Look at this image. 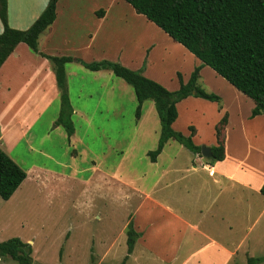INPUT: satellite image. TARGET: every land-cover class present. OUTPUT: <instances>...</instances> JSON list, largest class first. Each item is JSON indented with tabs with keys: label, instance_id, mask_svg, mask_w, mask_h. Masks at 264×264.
Segmentation results:
<instances>
[{
	"label": "rangeland",
	"instance_id": "1",
	"mask_svg": "<svg viewBox=\"0 0 264 264\" xmlns=\"http://www.w3.org/2000/svg\"><path fill=\"white\" fill-rule=\"evenodd\" d=\"M73 3L79 5L76 25L67 23L66 18L70 12L67 3L62 4L60 14L58 31H65L67 35L65 44L58 49H49L50 53L41 51L42 53L81 57L87 62L105 59L118 61L137 70L144 67V73L148 77L169 89L173 88L172 90L179 88L178 72L188 78L195 67L202 64L195 55L175 42L157 25L138 14L124 0H73ZM101 9L107 12L104 18L94 12ZM31 22L30 13L18 21L12 16L11 26L29 28L33 23ZM151 44L154 45L153 48ZM44 47L48 48L45 36L42 38V48ZM42 57L52 63L49 58ZM67 70L68 82L71 85L72 108L87 110L90 116L89 119H85L76 112L72 114V120L78 129L79 141L71 144L66 139L68 134L66 128L58 122L61 99L54 100L44 113L45 121L52 119L57 113V120L49 126L50 137L44 144L67 165V167L62 164L54 165V169L71 176L80 171L81 176L88 178L99 164L102 170L109 167L110 172L118 178L125 176L136 178L138 174H146L150 179L155 178L161 167H157L145 153L148 148H152L153 142H145L142 134H133L135 130H149L154 135L158 132L160 136L161 124L154 102L152 100L145 102L142 110L145 119L142 124H138L136 113L138 100L133 87L127 82L108 70L101 72L87 70L77 61L69 63ZM119 83L128 91L123 102L114 106L106 105L102 96L104 85L115 84V92L119 93L122 91ZM200 85L209 92L223 94L227 101H236L235 96L239 95L210 66L204 67ZM84 87L91 88L96 93L93 100L83 101L77 97L81 93L80 88ZM87 93H90V90H87ZM241 103L245 109L249 105L245 98ZM180 108L181 118L177 124V128L180 129L176 130L186 135L189 127L185 128L184 125L186 123L188 126L195 125L199 132L196 143L204 146L205 142L212 138L215 126L212 120L216 119L219 122L223 116L221 114L218 117L217 104L216 108L208 112L206 118L196 120L197 123L190 121L193 119L190 118L191 113L187 111L185 105H181ZM117 109L120 113L115 112ZM255 126L259 129L260 123H256ZM249 130L252 131L250 127ZM128 133L131 136L129 138ZM237 136V132L233 136L230 133L231 141L237 143L241 141L245 144L244 138L239 137L238 140ZM258 144L264 146V139ZM66 147L68 153L64 154ZM18 151L28 156L26 140L19 143ZM169 151L180 155L185 161V166L195 162V154L178 142L173 143ZM117 162H121L118 171L115 167ZM166 163V158L160 161L161 166ZM47 164L52 166L53 163L49 161ZM23 166L25 168L27 163ZM79 187L80 185L69 182L65 187L55 185V188L47 190L46 187H36L29 183L23 186L21 194L12 203L0 197V241L19 237L29 242L33 248V264H92L96 261L100 264L121 263L128 250L125 228L132 212L129 202L123 199L125 191L116 183L113 197L111 186L107 187L95 180L93 187L86 186L88 190L82 193L84 196L82 197L78 193ZM97 191L99 193L96 194ZM58 195L65 200L60 201ZM259 205L262 211L264 200ZM241 234L246 236L242 253L248 248L253 256H264V213L260 217L259 215L254 217L250 225H245ZM108 249L110 252L104 255ZM92 256L94 260L91 259ZM0 264L19 263L6 256L0 257ZM126 264L139 263L135 261Z\"/></svg>",
	"mask_w": 264,
	"mask_h": 264
},
{
	"label": "crops",
	"instance_id": "2",
	"mask_svg": "<svg viewBox=\"0 0 264 264\" xmlns=\"http://www.w3.org/2000/svg\"><path fill=\"white\" fill-rule=\"evenodd\" d=\"M64 2L67 3L70 10L66 18L68 25L77 24L79 5H74L73 0H59L56 20L39 38V48L42 52L50 53L49 49H58L65 44L67 36L65 31H58ZM48 3L49 0H9L10 26H13L12 16L15 21H18L24 19L28 13L34 23ZM94 12L96 13V11ZM106 15L107 12L101 18ZM144 17L146 18V16ZM24 28L27 27L22 29ZM3 29L4 26L0 19V32ZM44 36L48 48H42ZM151 47L153 48L154 45ZM72 62L66 64L67 89L71 105V85L68 82L67 65ZM80 64L85 67L82 63ZM204 67L200 72V80ZM107 70L114 73L109 69L94 72ZM214 72L217 73L215 70ZM191 74L188 78L182 74L184 82L189 81ZM153 77L158 78L157 76ZM178 81L180 88L179 76ZM227 82L239 94L237 97L235 96L236 101H227L223 94H220L221 96L218 94L222 99L221 103L190 96L177 104L179 115L173 123L175 130L180 129L177 128V124L181 118V105H185L187 111L191 113L190 118L193 120L190 121L196 122V120L206 118L209 115L208 112L212 108H216L217 104L218 117L223 114L219 122L225 114H228L229 118L225 130V158L223 160L213 162L202 152L194 153L195 162L185 166V161L180 155L169 151L172 144L178 142L171 139L165 145L157 161H153L157 167H161L155 178L150 179L146 174H138L136 178L130 176L118 178L110 172L109 167L102 170L99 164L95 166V175L93 173L88 178H84L80 175L81 172L77 171L75 176H71L54 169V165L62 164L64 167L67 165L52 154L44 144L45 140L50 137L49 126L57 120L56 113L52 119L45 121L44 113L54 100L61 99L62 96L54 66L48 59L33 53L26 43H19L0 68V148L21 167L27 163L25 168L22 167L27 172V178L7 202L12 203L18 198L23 186L29 183L50 190L55 188V185L65 187L71 182L80 185L78 193L82 197H84L82 193L88 190L86 186L93 187L95 180L107 187L111 186L114 197L117 183L125 191L123 199L125 202L128 201L129 207L132 208L129 222L132 220L135 229L140 233L134 251L126 263L136 261L139 264H240L242 261V264L244 262L248 264L250 257H261L250 254L248 248L242 253L246 236L241 233L243 227L247 224L250 225L254 217L257 215L260 217L264 213V209L262 211L259 209V203L264 200V194L261 192L264 185V146L258 144L261 139H264V114L252 118V111L256 106L255 101L229 81ZM119 84V87L122 88L119 93L115 92V84L104 85L102 96L106 105L114 106L123 102L124 95L128 91L122 83ZM87 90H90V93H87ZM80 91L81 93L77 97L83 101L93 100L96 96L91 88H80ZM244 98L249 104L246 109L241 103ZM75 112L85 119H89L90 113L87 110H73V113ZM115 112L120 113V110L117 109ZM144 119L145 113H141V116L138 117V124H142ZM219 122L216 119L212 120V124L215 125L214 131H212V138L205 142V146L211 148L218 145L216 126ZM249 123L251 126H248ZM256 123H260L259 129L256 128ZM188 125L187 123L184 125L185 128L189 127L186 135H191L193 142L199 146L196 143L199 136L196 126ZM249 127L252 131L249 130ZM139 131L135 130L133 134H142L141 137L145 142H153L152 148H148L145 153L148 154L149 151L156 149L160 139L158 132L154 135L149 130ZM235 132L238 134L236 139L244 138L245 144H242L241 141L238 143L234 140L231 141L230 133L233 136ZM129 137L131 136L128 133L127 138ZM66 139L71 144L79 141L76 126L74 134L71 137L67 134ZM22 140H26L28 156L18 151L19 143ZM65 153H68L67 147ZM123 153L125 152L123 151ZM103 154L106 155V153ZM123 155L125 157V154ZM186 157L188 158V156ZM165 158L167 163L161 166L160 161ZM49 161H52V166L47 164ZM120 163L117 162V166L115 165L116 171L119 170ZM97 193L99 192L97 191ZM58 197H60V201L67 198L65 194H63L65 199H62L61 195ZM127 227L125 228L126 233ZM109 252L110 249L104 255ZM91 259L94 260L93 256ZM93 263L100 264L98 261Z\"/></svg>",
	"mask_w": 264,
	"mask_h": 264
},
{
	"label": "trees",
	"instance_id": "3",
	"mask_svg": "<svg viewBox=\"0 0 264 264\" xmlns=\"http://www.w3.org/2000/svg\"><path fill=\"white\" fill-rule=\"evenodd\" d=\"M58 1L49 0L47 7L29 28L18 29L9 24V0H0V19L4 26L0 32V68L21 42L26 43L33 52L49 58L62 95L58 122L66 128L69 137L74 134L75 125L67 89L66 64L72 61L80 62L92 71L112 70L131 85L138 99L137 117L141 116L146 100L155 103L162 128L157 148L148 152L152 161H157L171 139L193 153L202 152V147L193 142L192 136L175 130L173 123L179 115L177 104L190 96L221 103L218 94L208 92L200 85V72L204 66H210L255 101L252 118L264 114V0H125L137 13L146 16L201 60L202 64L195 67L188 82H184L181 72L178 73L180 88L173 91L146 76L144 67L137 70L118 61L105 59L86 62L73 56L42 53L39 38L56 20ZM105 13L104 9L96 12L100 17ZM228 119V114H225L216 126L218 145L211 147L213 154L210 161L225 158ZM26 178V170L0 148V197L9 200ZM261 192L264 194V185ZM139 236L131 220L127 227V254L121 263L115 264H126ZM32 253V245L19 237L0 241L1 258L10 256L19 264H33ZM262 262L264 256L248 259V264Z\"/></svg>",
	"mask_w": 264,
	"mask_h": 264
},
{
	"label": "water",
	"instance_id": "4",
	"mask_svg": "<svg viewBox=\"0 0 264 264\" xmlns=\"http://www.w3.org/2000/svg\"><path fill=\"white\" fill-rule=\"evenodd\" d=\"M202 153L206 157H211L213 154V151H212V148L204 145L202 146Z\"/></svg>",
	"mask_w": 264,
	"mask_h": 264
},
{
	"label": "built area",
	"instance_id": "5",
	"mask_svg": "<svg viewBox=\"0 0 264 264\" xmlns=\"http://www.w3.org/2000/svg\"><path fill=\"white\" fill-rule=\"evenodd\" d=\"M211 173H213V172L211 171Z\"/></svg>",
	"mask_w": 264,
	"mask_h": 264
}]
</instances>
